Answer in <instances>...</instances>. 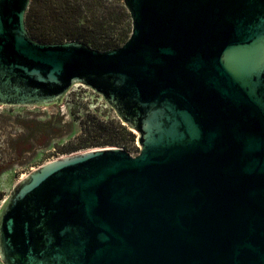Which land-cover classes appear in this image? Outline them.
Wrapping results in <instances>:
<instances>
[{
    "label": "water",
    "instance_id": "obj_1",
    "mask_svg": "<svg viewBox=\"0 0 264 264\" xmlns=\"http://www.w3.org/2000/svg\"><path fill=\"white\" fill-rule=\"evenodd\" d=\"M0 0V106L59 109L75 85L138 135L23 179L2 264H264V0H124L118 49L40 43Z\"/></svg>",
    "mask_w": 264,
    "mask_h": 264
},
{
    "label": "trees",
    "instance_id": "obj_2",
    "mask_svg": "<svg viewBox=\"0 0 264 264\" xmlns=\"http://www.w3.org/2000/svg\"><path fill=\"white\" fill-rule=\"evenodd\" d=\"M25 23L30 37L40 43L81 40L99 51L120 48L132 33L124 0H31ZM79 123L82 142L70 148V154L101 147L127 150L136 138L114 113L107 111L87 113ZM58 124V119H51L37 127L42 133H56ZM33 133L23 140H32Z\"/></svg>",
    "mask_w": 264,
    "mask_h": 264
},
{
    "label": "rangeland",
    "instance_id": "obj_3",
    "mask_svg": "<svg viewBox=\"0 0 264 264\" xmlns=\"http://www.w3.org/2000/svg\"><path fill=\"white\" fill-rule=\"evenodd\" d=\"M104 111L115 114L101 96L81 85L71 88L59 109L0 106V209L14 187L30 173L69 155L68 150L82 142L81 118ZM51 119L59 121L56 133H42L37 126ZM31 131L33 139L24 141ZM134 134L135 141L127 151L137 156L141 148Z\"/></svg>",
    "mask_w": 264,
    "mask_h": 264
}]
</instances>
